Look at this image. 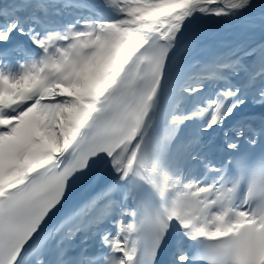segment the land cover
<instances>
[{"label":"snow or ice","instance_id":"snow-or-ice-1","mask_svg":"<svg viewBox=\"0 0 264 264\" xmlns=\"http://www.w3.org/2000/svg\"><path fill=\"white\" fill-rule=\"evenodd\" d=\"M201 17L258 38L206 51ZM168 246L264 264V0H0V264Z\"/></svg>","mask_w":264,"mask_h":264},{"label":"bare ground","instance_id":"bare-ground-1","mask_svg":"<svg viewBox=\"0 0 264 264\" xmlns=\"http://www.w3.org/2000/svg\"><path fill=\"white\" fill-rule=\"evenodd\" d=\"M195 26L207 37L206 51H219L227 46L251 43L258 38L247 33L241 21L228 18L201 17L198 18ZM191 126L197 125L196 123L187 124L182 130V135H189L196 130Z\"/></svg>","mask_w":264,"mask_h":264},{"label":"rangeland","instance_id":"rangeland-1","mask_svg":"<svg viewBox=\"0 0 264 264\" xmlns=\"http://www.w3.org/2000/svg\"><path fill=\"white\" fill-rule=\"evenodd\" d=\"M193 129H196L197 126H191Z\"/></svg>","mask_w":264,"mask_h":264}]
</instances>
